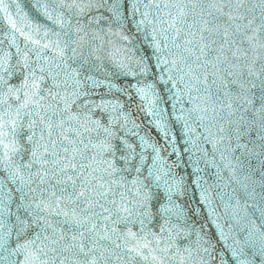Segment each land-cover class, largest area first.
Wrapping results in <instances>:
<instances>
[{"label": "snow or ice", "instance_id": "1", "mask_svg": "<svg viewBox=\"0 0 264 264\" xmlns=\"http://www.w3.org/2000/svg\"><path fill=\"white\" fill-rule=\"evenodd\" d=\"M0 264H264V0H0Z\"/></svg>", "mask_w": 264, "mask_h": 264}]
</instances>
